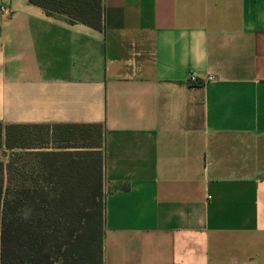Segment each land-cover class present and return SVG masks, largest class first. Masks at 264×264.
<instances>
[{
  "label": "crops",
  "instance_id": "1",
  "mask_svg": "<svg viewBox=\"0 0 264 264\" xmlns=\"http://www.w3.org/2000/svg\"><path fill=\"white\" fill-rule=\"evenodd\" d=\"M0 122L101 126L103 264H264V0H0Z\"/></svg>",
  "mask_w": 264,
  "mask_h": 264
},
{
  "label": "trees",
  "instance_id": "2",
  "mask_svg": "<svg viewBox=\"0 0 264 264\" xmlns=\"http://www.w3.org/2000/svg\"><path fill=\"white\" fill-rule=\"evenodd\" d=\"M29 1L48 14L103 27L104 0ZM37 126L0 122V264H103V140L92 151L38 144L25 135Z\"/></svg>",
  "mask_w": 264,
  "mask_h": 264
},
{
  "label": "rangeland",
  "instance_id": "3",
  "mask_svg": "<svg viewBox=\"0 0 264 264\" xmlns=\"http://www.w3.org/2000/svg\"><path fill=\"white\" fill-rule=\"evenodd\" d=\"M25 135L26 137H29L31 135L29 137V141L34 139V142L38 144H45L48 141L52 144H56L57 142H59V144L63 143L66 145H71V149L92 151L98 149L101 145L102 128L98 125L77 127L39 125L37 127L26 130ZM55 138L58 140H56ZM30 158L31 157L29 156L26 160H30Z\"/></svg>",
  "mask_w": 264,
  "mask_h": 264
},
{
  "label": "built area",
  "instance_id": "4",
  "mask_svg": "<svg viewBox=\"0 0 264 264\" xmlns=\"http://www.w3.org/2000/svg\"><path fill=\"white\" fill-rule=\"evenodd\" d=\"M1 9L3 10V11H9V9H7V8H5V7H1ZM212 79H214V77H212V76H208V77H206L205 78V81H209V80H212ZM199 78L196 76V75H194V74H192L190 77H189V81H190V83H192V84H197L198 82H199Z\"/></svg>",
  "mask_w": 264,
  "mask_h": 264
}]
</instances>
